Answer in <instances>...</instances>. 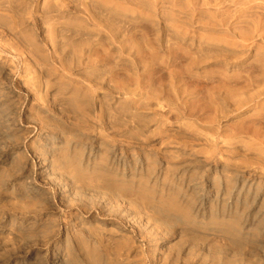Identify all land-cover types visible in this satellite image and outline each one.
Returning <instances> with one entry per match:
<instances>
[{"label": "rangeland", "instance_id": "obj_1", "mask_svg": "<svg viewBox=\"0 0 264 264\" xmlns=\"http://www.w3.org/2000/svg\"><path fill=\"white\" fill-rule=\"evenodd\" d=\"M258 4L0 0V264H264Z\"/></svg>", "mask_w": 264, "mask_h": 264}, {"label": "bare ground", "instance_id": "obj_2", "mask_svg": "<svg viewBox=\"0 0 264 264\" xmlns=\"http://www.w3.org/2000/svg\"><path fill=\"white\" fill-rule=\"evenodd\" d=\"M263 3V2H262ZM264 6V5H263ZM263 6H261V5H257L256 6V9H260V8H262V9H260V10H262L260 13H263V14H261V16H260V18H259V22L257 23V25H256V28L257 29H259L260 28V26H261V24H262V20H263V16H264V7ZM253 7H255V6H252V5H250V6H248L247 8L246 7H244L245 8V10H246V12L250 9V8H253ZM241 10V9H240ZM239 10V11H240ZM245 15H247V14H245ZM258 15V14H257ZM257 15H256V18H257ZM264 29V28H263ZM257 60L259 61V62H261V61H264V57H259L258 56V58H257ZM256 63V62H255ZM264 66V65H263ZM262 73H263V71H262Z\"/></svg>", "mask_w": 264, "mask_h": 264}]
</instances>
